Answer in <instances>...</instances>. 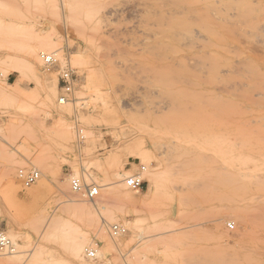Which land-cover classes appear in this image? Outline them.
Instances as JSON below:
<instances>
[{
  "label": "rangeland",
  "instance_id": "1",
  "mask_svg": "<svg viewBox=\"0 0 264 264\" xmlns=\"http://www.w3.org/2000/svg\"><path fill=\"white\" fill-rule=\"evenodd\" d=\"M262 89L264 0H0V264H264V167L216 159L234 131L264 151Z\"/></svg>",
  "mask_w": 264,
  "mask_h": 264
},
{
  "label": "bare ground",
  "instance_id": "2",
  "mask_svg": "<svg viewBox=\"0 0 264 264\" xmlns=\"http://www.w3.org/2000/svg\"><path fill=\"white\" fill-rule=\"evenodd\" d=\"M171 1V0H170ZM174 1V0H173ZM177 1V0H176ZM231 1V0H230ZM234 1V0H233ZM236 1H239V0H236ZM196 3H197V1H196ZM183 5V4H182ZM181 6V5H180ZM180 6H177V7H180ZM185 7L187 6V5H184ZM260 6H263V5H260ZM181 7H183V6H181ZM184 8V7H183ZM177 9V8H176ZM185 9V8H184ZM180 11L182 10V9H179ZM258 10V9H257ZM173 11V10H172ZM171 11V12H172ZM177 11V10H176ZM176 11H174V12H176ZM187 11V10H186ZM190 11V10H189ZM179 11H177L176 13H178ZM182 12H183V10H182ZM195 12V11H194ZM258 12V11H257ZM168 13V12H167ZM175 13V14H176ZM181 12H179L178 14H180ZM184 13L185 14H181L180 15V18H181V16H183L184 15V17H185V15H187L186 14V12H185V10H184ZM188 13V12H187ZM172 14V13H171ZM190 14V13H189ZM194 14V13H193ZM178 19H179V16H178ZM172 22V21H171ZM176 23V22H175ZM175 23H173V25L175 24ZM175 26V25H174ZM167 31V30H166ZM165 33V32H164ZM180 33V32H179ZM166 34V33H165ZM169 34V33H168ZM167 34V35H168ZM170 35V34H169ZM168 35V36H169ZM171 36V35H170ZM175 37V36H174ZM183 37V36H182ZM172 38V37H171ZM200 38V37H199ZM166 39V38H165ZM196 39V38H195ZM173 41H174V39H173ZM193 42V41H192ZM218 44V43H217ZM190 45V44H189ZM188 45V46H189ZM228 45V44H227ZM44 48H46V47H44L43 46V48H42V50H44ZM235 48H237V47H235ZM234 48V49H235ZM239 48V47H238ZM238 48H237V50H238ZM202 49V48H201ZM231 49V48H230ZM233 50V49H232ZM235 51V50H234ZM37 55H38V53H37V51H35V52H31V54L29 55V58H30V60L31 61H34V60H36L37 59ZM242 57V56H241ZM245 59L244 60H246L247 58L246 57H244ZM29 60V61H30ZM38 60V59H37ZM240 60H242L241 58H240ZM35 62V61H34ZM33 62V63H34ZM38 61H36V63H37ZM242 69V68H241ZM231 70V69H230ZM240 70V69H239ZM238 70V71H239ZM229 71V70H228ZM244 71V70H243ZM236 72V71H235ZM248 75V74H247ZM247 77V76H246ZM255 79V78H254ZM254 81V80H253ZM52 85V90H51V93H44L43 94V96H44V102H45V104H47V105H51V106H54L55 104H54V97H55V90H56V81H54L53 80V83L51 84ZM242 85V84H241ZM262 90H264V89H262ZM263 93V92H262ZM256 94V93H255ZM252 95V94H251ZM257 96V95H256ZM253 97V96H252ZM251 98V97H250ZM249 98V99H250ZM259 101H262V100H259ZM58 102H59V99H58ZM254 103V102H253ZM255 104V103H254ZM246 108H248V107H246ZM244 110H246V109H244ZM55 112H60L59 110H54ZM247 111V110H246ZM257 120H258V118H257ZM240 131V130H239ZM233 133V141L232 142H227V143H225V145L227 146V152H218L217 154H216V159H218V160H220V162H221V164H223V163H225L222 167H264V151L263 152H261V149H258V148H256V146L254 145V144H252L250 141H248V135L247 136H244V135H242V136H239L240 134H238V131H234V132H232ZM248 133V132H247ZM253 138V137H252ZM255 139V138H254ZM259 141H261V140H259ZM260 144V143H259ZM140 145V144H139ZM136 147V146H135ZM135 147H132V148H134V150H133V156L134 157H136V158H143V157H145V156H147L146 157V159L148 160V156H149V154L144 150V146H143V144L141 143V145L140 146H137L136 148ZM131 151V150H130ZM214 154V153H213ZM226 155H231V160H232V162L230 163V164H228V165H226V162H222V159H224V157H227ZM215 156V155H214ZM252 156H257V157H259V160H256V159H254V158H252ZM117 157V152H113V153H111L110 155H109V157H108V160L109 161H112V160H114L115 158ZM150 158V157H149ZM151 190V189H150ZM152 191V190H151ZM115 196V195H114ZM118 196V195H117ZM118 199V198H117ZM88 206V209L91 211V212H93V207L92 206H90V205H87ZM86 206V207H87ZM241 210V209H240ZM89 211V212H90ZM234 211L235 212H237V213H239L240 214V211H239V208L238 207H236V209H234ZM90 212V213H91ZM242 217V216H241ZM3 235V234H2ZM6 237V236H5ZM7 238V237H6ZM82 249H83V247L82 246H77V245H75L72 249H71V254H72V257L75 259V260H77L78 258H80V254H81V251H82ZM13 251V250H12ZM98 252V254H101L98 250H96V253ZM262 262V261H261Z\"/></svg>",
  "mask_w": 264,
  "mask_h": 264
},
{
  "label": "built area",
  "instance_id": "3",
  "mask_svg": "<svg viewBox=\"0 0 264 264\" xmlns=\"http://www.w3.org/2000/svg\"><path fill=\"white\" fill-rule=\"evenodd\" d=\"M40 58L45 66L54 67L56 66V59L54 54L42 53ZM75 82V76L71 67L66 66L60 70L58 77V88L61 91V96L58 98L59 103L64 104L69 101V98L73 92V86ZM144 168H141L143 170ZM19 176L23 178L24 186L28 187L32 185L38 177V172L36 170H31L27 173L20 171ZM125 185L133 191H139L143 188L145 181L140 174H135L127 177L124 180ZM71 189L75 193H81L82 196L88 201H93L98 195V187L93 185L82 184L78 178L71 179ZM229 228H233L230 224ZM112 236H120L125 233V228L120 225H113L110 228ZM0 250L12 252L13 248L11 242L8 238L0 233ZM90 257H94V253L90 252Z\"/></svg>",
  "mask_w": 264,
  "mask_h": 264
}]
</instances>
